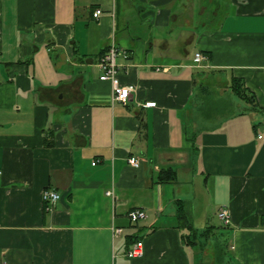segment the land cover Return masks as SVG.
<instances>
[{"label":"crops","instance_id":"0c3cea01","mask_svg":"<svg viewBox=\"0 0 264 264\" xmlns=\"http://www.w3.org/2000/svg\"><path fill=\"white\" fill-rule=\"evenodd\" d=\"M0 169V264H264V0H0Z\"/></svg>","mask_w":264,"mask_h":264},{"label":"built area","instance_id":"2783aa9c","mask_svg":"<svg viewBox=\"0 0 264 264\" xmlns=\"http://www.w3.org/2000/svg\"><path fill=\"white\" fill-rule=\"evenodd\" d=\"M100 9H95L92 13L94 17H97L100 14ZM118 49L115 45H110L108 49L102 53L97 61L96 65L99 70V79L100 80H108L111 83L112 87V99L115 102L120 104H126L131 90L134 88L131 85L122 86L117 80L116 74L118 72L119 66L116 62V57L118 55ZM195 60L200 61L204 59L202 53L196 52L195 53ZM152 104V103H148ZM128 163L131 166L136 167L138 165V159L134 156H130L127 159ZM97 160L92 162V165L96 164ZM0 169V175H1ZM107 195H111V191L106 192ZM60 198V194L51 189L45 188L42 192V200L47 204L46 208L48 209L56 200ZM127 216L132 223H135L143 218L146 217V213L143 209L135 208L128 211ZM217 217L221 221L223 225H228L230 222V212L226 206H221L217 211ZM122 233L121 227H112V237L116 238ZM142 241L137 240L134 241L129 248H127L125 252V256L128 258L139 257L142 255ZM1 264H6L2 262Z\"/></svg>","mask_w":264,"mask_h":264},{"label":"trees","instance_id":"16d2710c","mask_svg":"<svg viewBox=\"0 0 264 264\" xmlns=\"http://www.w3.org/2000/svg\"><path fill=\"white\" fill-rule=\"evenodd\" d=\"M229 88L233 94H235L240 99H242L243 101L248 103L249 108H251V109L257 108L256 102H255V96L244 87V83L240 78L232 77L230 80ZM157 178H158L159 182H170V181H173L175 179V172H174V170H172L170 168L161 169L157 175ZM180 219H184V222L181 220L182 222L180 224L186 223L189 228L191 227V224L189 223V220L186 217L185 213L182 214V217H180ZM205 232H206V230H204L201 233L192 232L191 234L192 235H200V234L204 235ZM190 240H191V242H193V244L196 243L194 238H192Z\"/></svg>","mask_w":264,"mask_h":264},{"label":"rangeland","instance_id":"374dc122","mask_svg":"<svg viewBox=\"0 0 264 264\" xmlns=\"http://www.w3.org/2000/svg\"><path fill=\"white\" fill-rule=\"evenodd\" d=\"M218 79H220V78H218ZM221 80L223 81L224 80V78L221 76ZM216 87V86H215ZM212 88V95L214 96V97H216L217 95H221L222 94V90L223 89H221V88ZM220 87V86H219ZM217 92V93H216ZM224 99V98H223ZM214 222H215V224L217 223V220L214 218ZM199 240H201V242L203 243V242H205L206 240L208 241V244H207V248L208 247H210V246H212L213 245V247H212V249H211V252L213 251V255L215 254L216 255V257H218L219 256V254H221V252H222V250H224L225 249V247H224V244L226 243L224 240H222L221 238H220V236H218V235H216L215 237H213V236H211V237H206V239H205V237H204V235H202V236H200L199 235V238H198ZM225 260L226 261H229V259H228V253H226V255H225ZM217 260V263L216 264H221L220 262V259H216ZM226 264H227V262H226Z\"/></svg>","mask_w":264,"mask_h":264}]
</instances>
